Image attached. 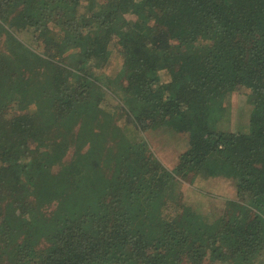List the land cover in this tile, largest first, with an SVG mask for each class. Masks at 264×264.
I'll return each instance as SVG.
<instances>
[{"label": "trees", "instance_id": "16d2710c", "mask_svg": "<svg viewBox=\"0 0 264 264\" xmlns=\"http://www.w3.org/2000/svg\"><path fill=\"white\" fill-rule=\"evenodd\" d=\"M203 169L243 201L185 206ZM0 264H264V0H0Z\"/></svg>", "mask_w": 264, "mask_h": 264}, {"label": "rangeland", "instance_id": "374dc122", "mask_svg": "<svg viewBox=\"0 0 264 264\" xmlns=\"http://www.w3.org/2000/svg\"><path fill=\"white\" fill-rule=\"evenodd\" d=\"M77 45L78 49L81 48L84 45V40L81 38L77 39ZM112 47L113 62L104 70L110 76L115 75L122 63L115 43H112ZM245 99L246 90L241 87L230 95L227 105V117L220 123L223 130H250L251 113L250 111H240L241 106H239L242 100L245 101ZM159 133V130H148L144 132V136L159 159L166 167L172 170L178 162L179 155L187 149L188 140L184 136L174 138L165 136L164 133H160L161 135ZM179 186V191L182 194V203L199 214L211 207L223 208L228 199L243 201L236 193L235 181L232 178L212 175L206 169L200 172L193 181L182 180ZM163 199L164 197H160L161 201Z\"/></svg>", "mask_w": 264, "mask_h": 264}, {"label": "crops", "instance_id": "0c3cea01", "mask_svg": "<svg viewBox=\"0 0 264 264\" xmlns=\"http://www.w3.org/2000/svg\"><path fill=\"white\" fill-rule=\"evenodd\" d=\"M203 170H205V169H203ZM203 170H202V171H203ZM202 171H201V172H202ZM210 174H211V173H210Z\"/></svg>", "mask_w": 264, "mask_h": 264}]
</instances>
